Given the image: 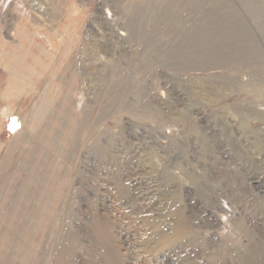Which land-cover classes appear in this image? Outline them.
Masks as SVG:
<instances>
[{"label": "rangeland", "instance_id": "374dc122", "mask_svg": "<svg viewBox=\"0 0 264 264\" xmlns=\"http://www.w3.org/2000/svg\"><path fill=\"white\" fill-rule=\"evenodd\" d=\"M0 264H264V0H0Z\"/></svg>", "mask_w": 264, "mask_h": 264}, {"label": "bare ground", "instance_id": "6f19581e", "mask_svg": "<svg viewBox=\"0 0 264 264\" xmlns=\"http://www.w3.org/2000/svg\"><path fill=\"white\" fill-rule=\"evenodd\" d=\"M27 39H29V38H27ZM48 45V44H47ZM36 46H37V44H36ZM17 47V46H16ZM20 48V47H19ZM24 49V48H23ZM21 52H23V50H20ZM27 53V52H26ZM21 54V53H20ZM42 54V53H41ZM48 54V53H47ZM26 55V54H25ZM29 55V54H28ZM12 56V55H11ZM37 56V55H36ZM47 56V55H46ZM52 56V55H51ZM10 57V56H9ZM8 57V58H9ZM15 59H16V57H15ZM16 61L17 62H19L20 60L19 59H16ZM22 62V61H21ZM16 63V62H15ZM34 65H35V63H34ZM45 65V64H44ZM7 66V65H6ZM15 66H18V64L17 65H15ZM30 67V66H29ZM12 69V68H11ZM24 69V68H23ZM33 69V68H32ZM17 72V71H16ZM24 72V71H23ZM27 73V72H26ZM15 79H16V77H15ZM25 81H27L26 79H25ZM28 82V81H27ZM26 85V83L23 81V82H19V81H16L15 80V91L17 92H20L21 90H22V87H24ZM24 89V88H23Z\"/></svg>", "mask_w": 264, "mask_h": 264}]
</instances>
